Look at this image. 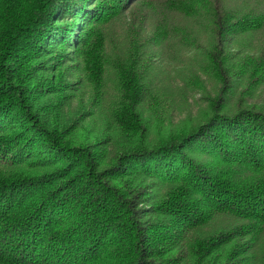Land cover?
I'll return each instance as SVG.
<instances>
[{
  "label": "trees",
  "instance_id": "16d2710c",
  "mask_svg": "<svg viewBox=\"0 0 264 264\" xmlns=\"http://www.w3.org/2000/svg\"><path fill=\"white\" fill-rule=\"evenodd\" d=\"M225 1L0 0V264H264V103L234 98L264 87V50L226 47L264 0ZM183 17L207 26L215 93L173 128L146 69L191 46Z\"/></svg>",
  "mask_w": 264,
  "mask_h": 264
},
{
  "label": "rangeland",
  "instance_id": "374dc122",
  "mask_svg": "<svg viewBox=\"0 0 264 264\" xmlns=\"http://www.w3.org/2000/svg\"><path fill=\"white\" fill-rule=\"evenodd\" d=\"M255 0H249L254 2ZM238 0H227L224 3L233 5L237 3ZM180 22L185 26L186 33L190 34L192 40L190 41L191 46L182 47L178 45L176 41H169L166 45L161 47L162 53L154 54L156 56L149 59V68L146 69L147 79L151 81L152 84L160 85L163 89H169V103L167 105V114H171V123L167 124L175 128L180 126L197 116V114L205 107L207 103V97L213 96L215 93V87H213V79L202 73L199 68L200 65L206 64V51L209 49L208 44V32L207 26L204 22L199 24L196 17H183ZM115 32H119L118 27H114ZM113 31V32H114ZM189 37V35H187ZM210 39V38H209ZM228 54L236 53L237 51L242 50L243 53L253 54L260 50H264V27L256 30L254 32H247L239 36H234L231 39L230 44L227 46ZM152 49H156L153 47ZM198 71L204 83V87H200L196 81V78H193V72ZM110 70L106 78V87L107 91L104 94L103 101L109 100L113 97L115 92V77L111 74ZM234 77V75H232ZM243 82L242 86L238 88V92L241 91L245 86ZM245 90V89H244ZM237 94L234 95L235 99L247 100L249 102H256L258 104L264 103V87L261 86L254 90L252 94L249 95V92L246 91L242 98ZM83 98L87 99L88 95L86 92L83 94ZM94 103V102H93ZM257 104V105H258ZM96 114L88 117L87 124L93 130L101 132L103 128H109L108 121L105 115V112L98 108L95 103ZM79 109V110H78ZM80 108L77 99H73L70 105H66L60 116L63 119L72 120L79 117ZM84 110L86 113L91 112L89 108L85 107ZM82 110V111H84ZM90 114H87L88 116ZM77 116V117H75ZM104 116V117H103ZM75 117V118H74ZM148 117V116H147ZM149 118V117H148ZM169 119V118H168ZM106 125V126H105ZM148 125V124H147ZM155 126L150 130V136H155ZM120 138L117 139L115 144L108 145V151L112 155L114 154L122 145H118ZM220 224L218 221L217 225ZM259 255H264V240H262V247ZM258 259V257H257Z\"/></svg>",
  "mask_w": 264,
  "mask_h": 264
}]
</instances>
